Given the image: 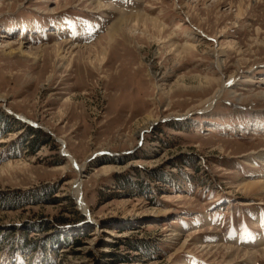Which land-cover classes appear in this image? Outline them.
Returning <instances> with one entry per match:
<instances>
[{"label":"rangeland","instance_id":"obj_1","mask_svg":"<svg viewBox=\"0 0 264 264\" xmlns=\"http://www.w3.org/2000/svg\"><path fill=\"white\" fill-rule=\"evenodd\" d=\"M140 11L196 52L139 32L106 48ZM260 92L264 0H0V264H264V192L237 191L264 182Z\"/></svg>","mask_w":264,"mask_h":264},{"label":"bare ground","instance_id":"obj_2","mask_svg":"<svg viewBox=\"0 0 264 264\" xmlns=\"http://www.w3.org/2000/svg\"><path fill=\"white\" fill-rule=\"evenodd\" d=\"M242 3L243 2H240L238 4L237 13H236V16L234 18L235 23L237 22L236 20H239L244 14L245 10H243ZM125 32H127L129 34L139 32V33H142L143 35L146 34V36H148V38L157 39L161 43V49H163L164 51H168L169 54L174 53L176 58H178V60H182L185 58L186 55L190 56L191 54H194L196 52V46H194V45L187 46L186 48H180V47H176L175 45L170 43L171 37L167 34V31L165 30V28H163L162 25L160 26L156 20L149 18L147 15L143 14L141 11H140V13H138L137 16H132V15L124 16L121 14L120 18L116 20V22L111 26V28L109 29L107 34L103 37L107 40L105 47L107 48L108 46H111L113 43L116 42L117 38L123 37V34ZM187 37L190 38L191 35H187ZM64 46H66V44L55 45L51 49L41 47L39 49L31 50L32 52L30 51L27 53L26 51L23 50V46H21V44H18L17 52H18L20 57L25 56V57H30L32 59L34 58L35 60H38V59L43 58V53H47V51H48L47 49H49L55 53L57 58L62 56L61 60H63V62H64L67 60L68 55L72 56V60H73L75 58L76 54H82L83 50L89 49V47H80V48L76 47V48H73L67 52L66 51L63 52L64 50H62V49ZM228 46H229L228 48L233 49V50L236 48L232 44H229ZM90 48H91V46H90ZM106 48H100L101 53L94 54L93 58H95L96 60H98L99 62L102 63L103 60L106 59L105 58V56L107 55ZM9 49H12V48H9ZM235 51L238 53L239 49H235ZM13 52H14V50H10L9 54H13ZM63 53H64V55H62ZM214 55H215L214 60L216 61L218 68L219 69L222 68L223 70H225L226 67L224 64H222V62L220 60L222 53L219 52V53H215ZM91 59H92V57H91ZM88 61H90V60H88ZM67 63H62L64 68L71 67V65L67 64ZM184 77L185 76H182L181 78H177V80L173 84V87L175 89H186L187 88L186 85L183 84ZM217 78H219V77H217ZM192 79L194 81H196L198 84L196 86V89L202 88V90H204V91H206L208 89H213L214 87H219V84L223 83V79H220V78L219 79H208V78H202L201 79L200 77H192ZM219 92L221 93V91H219ZM169 94H172L171 88L168 92H166V95H169ZM217 95H219V93ZM254 97L257 99L264 100V92H260L258 95H255ZM1 100H3L2 97H0V101ZM186 117L187 116H183L182 118L185 119ZM19 118H21L22 120H25V117H23V116L22 117L19 116ZM60 144L62 145V143H60ZM63 154L65 155V157H67L72 162V165L75 166V168H77V172L79 173V175H81L83 173V170L85 169V167L84 166L78 167V165L75 163V161L72 159V157L68 155V153L65 151V149L63 151ZM6 168L7 169H13L14 167L9 163L6 166ZM107 171H108V169H104V172H107ZM80 191H81L80 185H79V183L76 182L75 190H74V196L76 197L75 199L78 202L79 209L83 212H88L87 207H86V205L82 199V195H81ZM237 191H241L243 195L256 196L259 193L261 194L264 192V182H248V183L240 185V188L237 189ZM256 201H260V200L255 199V200H252V201L247 202L245 204L246 205H254L256 203Z\"/></svg>","mask_w":264,"mask_h":264},{"label":"trees","instance_id":"obj_3","mask_svg":"<svg viewBox=\"0 0 264 264\" xmlns=\"http://www.w3.org/2000/svg\"><path fill=\"white\" fill-rule=\"evenodd\" d=\"M33 142H34V141H29V146L32 147V148H34V147L37 145V144H35V143L33 144Z\"/></svg>","mask_w":264,"mask_h":264},{"label":"crops","instance_id":"obj_4","mask_svg":"<svg viewBox=\"0 0 264 264\" xmlns=\"http://www.w3.org/2000/svg\"><path fill=\"white\" fill-rule=\"evenodd\" d=\"M249 240H248V243L249 244H251L252 246H254L253 244H256V243H254V241H252L250 238H248Z\"/></svg>","mask_w":264,"mask_h":264},{"label":"water","instance_id":"obj_5","mask_svg":"<svg viewBox=\"0 0 264 264\" xmlns=\"http://www.w3.org/2000/svg\"><path fill=\"white\" fill-rule=\"evenodd\" d=\"M39 128V127H38ZM56 141V140H55ZM59 142V141H58Z\"/></svg>","mask_w":264,"mask_h":264}]
</instances>
